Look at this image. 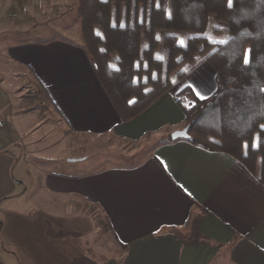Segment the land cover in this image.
Instances as JSON below:
<instances>
[{
  "label": "crops",
  "instance_id": "obj_1",
  "mask_svg": "<svg viewBox=\"0 0 264 264\" xmlns=\"http://www.w3.org/2000/svg\"><path fill=\"white\" fill-rule=\"evenodd\" d=\"M22 26L0 22V264H264V186L227 154L168 139L185 129L181 104L216 91L211 66L123 124L81 34ZM113 140L151 151L91 169V146Z\"/></svg>",
  "mask_w": 264,
  "mask_h": 264
},
{
  "label": "trees",
  "instance_id": "obj_2",
  "mask_svg": "<svg viewBox=\"0 0 264 264\" xmlns=\"http://www.w3.org/2000/svg\"><path fill=\"white\" fill-rule=\"evenodd\" d=\"M79 15L123 124L211 66L213 95L181 104L187 141L235 158L264 186V0H80Z\"/></svg>",
  "mask_w": 264,
  "mask_h": 264
},
{
  "label": "rangeland",
  "instance_id": "obj_3",
  "mask_svg": "<svg viewBox=\"0 0 264 264\" xmlns=\"http://www.w3.org/2000/svg\"><path fill=\"white\" fill-rule=\"evenodd\" d=\"M14 5H19L21 7L17 11H8V9ZM0 7H3L4 9L3 12H0V22L19 21L21 24L26 25V27L22 26V30L27 31L35 26V28H44L45 36L49 37H60L64 35L75 38L80 36L79 34L82 36L81 19L79 15L80 0H0ZM23 7H25V9ZM7 30L9 29H6V31ZM0 40H6V36L4 34L1 35ZM0 73L9 76L11 71L8 66H5L0 67ZM189 96V99L191 100L192 95ZM177 100L180 101L179 98ZM177 100L176 103H179ZM193 102L194 100L192 99V101L187 103V106ZM151 146L150 142L146 140L140 143L118 142L117 140L108 143L101 141L97 147L98 150L92 146L91 148L89 147L90 149L88 148L92 154L88 157V165L91 166V169H101L108 166L139 163V161L151 151L149 150V147ZM82 211L85 215L91 217L95 224H97L99 230L101 229L99 231L100 234L104 232L103 235H101L103 237L100 238H103L105 243V235L108 234L109 227L106 219L101 215L100 210L93 206H85ZM114 246L116 249V243H114Z\"/></svg>",
  "mask_w": 264,
  "mask_h": 264
},
{
  "label": "water",
  "instance_id": "obj_4",
  "mask_svg": "<svg viewBox=\"0 0 264 264\" xmlns=\"http://www.w3.org/2000/svg\"><path fill=\"white\" fill-rule=\"evenodd\" d=\"M189 130H190V127L187 126L183 130L176 131V132H174V133L171 134V139L173 141H177V140H188L189 139ZM71 161H75V160H71Z\"/></svg>",
  "mask_w": 264,
  "mask_h": 264
},
{
  "label": "snow or ice",
  "instance_id": "obj_5",
  "mask_svg": "<svg viewBox=\"0 0 264 264\" xmlns=\"http://www.w3.org/2000/svg\"><path fill=\"white\" fill-rule=\"evenodd\" d=\"M228 4H229V7H231L232 6V0H228ZM244 62L246 64L249 63V60H248L247 57H245ZM189 87L193 88V90L195 91L197 86L196 85H189ZM196 95L197 96H200L201 99H205L206 98L205 96H201V93L199 91H196ZM256 146H259L258 138H257V144H256Z\"/></svg>",
  "mask_w": 264,
  "mask_h": 264
},
{
  "label": "built area",
  "instance_id": "obj_6",
  "mask_svg": "<svg viewBox=\"0 0 264 264\" xmlns=\"http://www.w3.org/2000/svg\"><path fill=\"white\" fill-rule=\"evenodd\" d=\"M177 102H179V100H177Z\"/></svg>",
  "mask_w": 264,
  "mask_h": 264
}]
</instances>
